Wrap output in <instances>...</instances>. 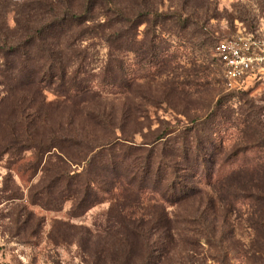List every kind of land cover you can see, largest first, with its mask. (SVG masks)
Here are the masks:
<instances>
[{"label":"rangeland","instance_id":"374dc122","mask_svg":"<svg viewBox=\"0 0 264 264\" xmlns=\"http://www.w3.org/2000/svg\"><path fill=\"white\" fill-rule=\"evenodd\" d=\"M152 1L159 12L182 19L194 12L203 20V34L191 36L190 28L184 32L168 19L157 28L155 53L116 52L112 75L117 83L130 84L127 94L116 89L113 95L71 100L44 84L0 78V264H148L152 253L157 264H264V214L243 199L238 182L208 185L201 170L193 179L194 194L176 205L116 184L112 198L74 216L73 200L56 192L53 180L61 169H84L85 162L71 163L65 156L81 159L80 150L38 156L53 136L66 137L69 131L86 142L110 135L150 149L157 146L160 129L168 128L167 140L177 137L199 147L216 169L228 165L226 157L235 150L263 147L255 122L261 113L264 120V77L232 85L215 47L239 32L264 38V0H197L187 6L183 0ZM14 12L12 7L0 11V31L10 37L0 36V44L20 40ZM146 28H140V41L146 40ZM89 48L81 78L98 83L108 48L98 40ZM6 64L0 60V75ZM23 109L46 120L37 126L36 142L20 128ZM101 120L115 123L117 130L106 132L97 124ZM67 121L73 130L59 128ZM255 152L245 161L258 162Z\"/></svg>","mask_w":264,"mask_h":264},{"label":"trees","instance_id":"16d2710c","mask_svg":"<svg viewBox=\"0 0 264 264\" xmlns=\"http://www.w3.org/2000/svg\"><path fill=\"white\" fill-rule=\"evenodd\" d=\"M183 1L187 6L197 0ZM10 7L15 11L17 34L21 37L17 42H9L6 40L10 38L8 34L0 31V36L6 38L4 44H0V60L7 61L8 66L0 78L44 84L71 100L113 95L116 89L127 94L130 84L126 80L117 83L112 75L116 66L114 55L135 51L155 53L158 50L157 28L163 21L175 19L184 32L190 28L187 34H203V20L194 12L188 13L186 19L180 14L167 15L156 10L152 0H23L13 4L0 0V11L4 9L6 14ZM144 24L147 25L146 40L140 41V28ZM96 40L106 45L108 55L101 81L93 83L81 78V72H86L89 46ZM262 116L261 113L255 123L261 128L258 138L263 145ZM19 118L20 128L29 133L28 140L36 142L37 126L46 124V120L28 116L24 109L20 110ZM97 124L106 132L117 130L115 123L101 120ZM64 127L72 129L73 123L67 121L59 128ZM167 130L160 129L154 141L157 146L150 149L116 142L110 135L107 140L86 142L69 131V137L53 136L51 146L43 153L38 150V156L55 149L62 153L80 150L81 159L68 152L65 156L71 163L85 162L84 169L81 172L61 169L53 180L56 192H67L68 199L73 200L74 216L112 198L116 184L119 189L125 187L137 195L153 196L169 205L179 204L194 194L193 179L201 170L207 176L208 185L218 186L226 181L240 183L243 199L264 214V145L263 151L260 145L235 150L226 157L228 165L223 166V163L216 169L212 163H206L207 156L199 147L180 143L177 137L167 140L170 134ZM253 152L259 155V161H245ZM194 160L198 161L197 165L193 164ZM224 168L227 171L223 173ZM261 227L264 233V217ZM147 262L157 264L158 258L154 253L148 254Z\"/></svg>","mask_w":264,"mask_h":264},{"label":"built area","instance_id":"2783aa9c","mask_svg":"<svg viewBox=\"0 0 264 264\" xmlns=\"http://www.w3.org/2000/svg\"><path fill=\"white\" fill-rule=\"evenodd\" d=\"M215 56L232 85L250 77H264V38L260 36L239 32L225 38L217 43Z\"/></svg>","mask_w":264,"mask_h":264}]
</instances>
